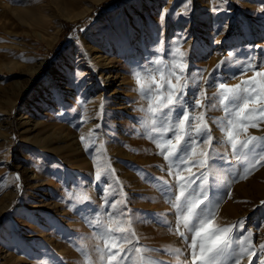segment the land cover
Instances as JSON below:
<instances>
[{
	"label": "rangeland",
	"instance_id": "1",
	"mask_svg": "<svg viewBox=\"0 0 264 264\" xmlns=\"http://www.w3.org/2000/svg\"><path fill=\"white\" fill-rule=\"evenodd\" d=\"M111 1L0 0V264H205L192 255L207 241L195 235L185 200L210 217L201 228L229 229L231 248L216 264H264V117L252 111L261 105L241 119L243 100L222 103L218 87L261 79L264 0ZM97 29L106 63L94 76L82 39ZM161 70L165 86L188 85L184 103L170 106L166 134L151 131L160 114L149 111L163 91L153 82ZM110 75L116 85H103ZM185 111L184 140L165 160ZM205 129L210 145L199 142ZM48 137L56 142L47 148ZM114 200L124 216L106 215ZM101 224L123 227L129 239L102 235Z\"/></svg>",
	"mask_w": 264,
	"mask_h": 264
},
{
	"label": "snow or ice",
	"instance_id": "2",
	"mask_svg": "<svg viewBox=\"0 0 264 264\" xmlns=\"http://www.w3.org/2000/svg\"><path fill=\"white\" fill-rule=\"evenodd\" d=\"M155 65L159 64L158 60H153L152 62ZM247 69H245L246 71ZM255 77H260L261 79L257 80L253 78L250 81H244V84H250L252 87L248 88H243L241 89L240 85H236L234 87H229L226 83H220L218 87L223 90L220 94V98L222 103L226 101H240L243 100V105L242 108H239L237 111V115L243 117V113L248 112L250 110V106L253 104H259L261 107L259 109H252L253 112H255L258 116L264 117V71H256L255 72ZM177 81L179 82L180 76L176 77ZM164 77V72L161 70L160 71V81L157 82L155 80V77H153V82L154 83H159L161 89L163 90L161 94L155 95L154 98H152V104H155L156 107H152L151 105L149 106V111L152 114L153 117H157V114L159 113V121H160V128H152L151 131H161L166 134L168 132H173V128L169 127L168 125L171 122V112L173 111L170 106L172 105H181L184 103L183 101V95L188 87V85H184L182 88H177L176 85L172 84L171 80H168L165 83ZM256 85L259 87L257 88ZM177 93H179L180 98H177ZM255 93V95H253ZM197 99H199V93L197 95ZM193 105L197 106L196 100L193 101ZM168 109L167 112L164 110ZM189 120V116L187 112L185 111L184 113L181 114L180 119L176 122L175 124V143H173L172 139H168L166 141V146L169 148V151L167 154H165L164 158L165 160H168L170 156H173L175 154V150L179 148L180 142L184 140V136L186 134L185 130V123ZM155 119L152 121L153 124H155ZM228 124L230 126H233V122L231 120L228 121ZM256 124H252V127H256ZM195 131L197 135L201 133V127L200 126H195ZM234 136V133L229 131L228 132V139L232 140ZM83 139V138H82ZM213 137L209 134H207V129L204 130L203 133V139L200 140V143L203 144H211ZM257 138L253 137V140ZM197 143V140L194 138H191L187 142V147L188 149L192 152L193 155H195V148L194 145ZM237 143L239 141H236L235 143L232 144V148L235 150L237 147ZM164 150V146H161V151ZM202 155H207V153H201ZM187 158V153H185L184 156L180 157V162L182 163L185 159ZM261 159H264V157H261ZM258 162V161H257ZM198 163H203V161H198ZM191 171V169H189ZM239 178V177H237ZM96 179L99 181L101 178L100 176H97ZM179 181L184 182L185 184L187 183L186 178L184 176H179ZM180 196H184L183 190L180 191ZM185 210L188 214V216H196L198 218V223H197V229L195 231V235L197 237H202L205 241H207V247H205V244H201L199 246V255L197 256L195 252L192 253V255L196 258L199 259L202 262H205V264H216V256L223 254L226 250L231 248L230 242L227 240V234L229 229L228 228H223V229H218L217 232L219 234H214L213 233V228L214 224L211 222H208L207 228H201L200 226L203 225L207 220L210 219L206 215L205 209H200L199 212H196V208L199 207L198 205H193L189 203L187 200H185ZM105 204L107 205L108 208V213L106 215H113L114 217H120L124 216L125 213L119 209H116V204L117 201H112L111 203H108L105 201ZM177 208L180 207L179 204L176 205ZM235 227V226H234ZM99 230L102 235L108 236H114L115 239L125 242L129 239L128 234L126 233L125 229L123 227H115L113 225H109L105 227L103 224L99 226ZM181 236L184 234L181 232ZM235 243H241L240 240H236ZM115 247V245L113 246ZM264 247V246H262ZM191 248L195 250L197 248V243L195 240L192 241L191 243ZM240 249H233L232 250V255L233 257L236 256V253L239 252ZM246 251V250H245ZM207 253V255H205ZM116 255H119V253L113 254L109 251V259H115ZM235 264V260H234Z\"/></svg>",
	"mask_w": 264,
	"mask_h": 264
},
{
	"label": "bare ground",
	"instance_id": "3",
	"mask_svg": "<svg viewBox=\"0 0 264 264\" xmlns=\"http://www.w3.org/2000/svg\"><path fill=\"white\" fill-rule=\"evenodd\" d=\"M89 16V15H88ZM116 23H114L113 25H111V29H116L117 27H116ZM108 33V32H107ZM103 35L104 33L102 32V30H100V29H97V31H96V33L94 34V35H92V36H90L89 38H88V40H86L85 39V37H84V39H82L84 42H86V45H85V56H84V59L83 60H85V61H88L90 64L88 65V68H89V72H87V74H89V75H94L95 76V74L97 75V73H98V70L100 69V67H104V63L103 62H105L106 60H105V54H103V51L104 50H106V48L104 47V45H103V43H99L98 41H95V40H97L98 38H99V35ZM213 36V35H212ZM212 39V38H211ZM182 47V46H181ZM93 51H97V55H96V57L95 58H91V55H92V52ZM107 52V51H106ZM111 52V51H110ZM183 53V52H182ZM185 53V52H184ZM228 55V54H227ZM101 57V59L100 60H98L99 58ZM106 63V62H105ZM239 63V62H238ZM110 64V63H109ZM212 67V66H211ZM210 67V68H211ZM236 69V68H235ZM86 71V70H85ZM88 71V70H87ZM108 72V71H107ZM166 75V74H165ZM87 77H89V76H87ZM98 78H103V72H100V75H98ZM118 78H120V77H118V76H116V77H113V76H108V78L106 79V78H104L103 79V81H104V83H102L103 85L105 84V85H108V86H111V85H113V86H115L116 84H115V82H117V79ZM250 78V77H249ZM105 79H106V81H105ZM217 79V78H216ZM230 79V78H229ZM216 82V81H215ZM183 83V82H182ZM107 86V87H108ZM105 96V95H104ZM108 100V99H107ZM107 100H106V102H107ZM111 101V100H110ZM109 101V102H110ZM108 102V103H109ZM239 103H240V101H239ZM117 104V103H116ZM208 104V103H207ZM230 104V103H229ZM217 106H219V105H217ZM237 106V105H236ZM142 107V106H141ZM242 106H240V108H241ZM238 108V107H237ZM139 109V108H138ZM197 109H199V108H197ZM249 112V111H248ZM212 113V112H211ZM210 113V114H211ZM250 113V112H249ZM252 113V112H251ZM250 113V114H251ZM213 114V113H212ZM232 117H233V115H232ZM100 118V117H99ZM222 118V117H221ZM255 118V117H254ZM242 119V118H241ZM240 119V120H241ZM214 120V119H213ZM231 120V119H230ZM211 122V121H210ZM214 122V121H213ZM211 124V123H210ZM262 124V123H261ZM260 124V125H261ZM240 125V124H239ZM264 125V124H263ZM173 126H174V124H173ZM214 126V125H213ZM226 126H227V124H226ZM245 126H247V125H245ZM39 127V126H38ZM142 127V126H141ZM261 128H262V125L260 126ZM214 128H215V126H214ZM264 128V127H263ZM137 129V128H136ZM142 129H143V127H142ZM186 129V128H185ZM216 129H218V128H216ZM138 130V129H137ZM190 130V129H189ZM213 130V129H212ZM245 130V129H244ZM216 131V130H215ZM194 132V131H193ZM192 132V133H193ZM213 133V132H212ZM215 133V132H214ZM43 134V133H42ZM197 134V133H196ZM241 134V133H240ZM41 135V134H40ZM53 135V134H52ZM51 135V136H52ZM191 135H193V134H191ZM203 135V134H202ZM216 135V134H215ZM219 135V134H218ZM50 136V137H51ZM58 136V135H57ZM217 136V135H216ZM236 136V135H235ZM237 136H239V134L237 135ZM243 136V135H242ZM198 137V136H197ZM201 136H199V138H200ZM58 138V137H57ZM70 138V137H69ZM195 138V137H194ZM227 138V137H226ZM235 138V137H234ZM241 138V137H240ZM240 138H239V140H240ZM243 138V137H242ZM241 138V139H242ZM47 139V140H46ZM45 140H43L42 142L43 143H45L44 144V147H50V145H54L53 144V142H54V138L52 137V138H46ZM59 139H64V140H66L67 141V139L66 138H63V136H60V138ZM224 139V138H223ZM134 140H135V138H134ZM173 140V139H172ZM60 141V140H59ZM59 141H57V142H59ZM218 141V140H217ZM244 141V140H243ZM56 142V141H55ZM54 142V143H55ZM61 142H63V140L61 141ZM222 142V141H221ZM223 142H226V141H223ZM63 143H65V142H63ZM215 143V142H214ZM223 144V143H222ZM66 144H61L60 146V149L62 150L63 149V147L65 146ZM73 146H75V145H73ZM164 146V145H163ZM199 146V145H198ZM188 148V147H187ZM195 148V147H194ZM183 150V149H182ZM177 151V150H176ZM181 152V151H180ZM188 152V151H187ZM191 152V151H190ZM203 152V151H202ZM60 153H62V152H60ZM81 154H82V152L80 151V149H79V147H77V148H75L74 147V150H73V158H79L80 156H81ZM181 155V154H180ZM183 155V154H182ZM189 155V154H188ZM199 155H200V153H199ZM195 156V155H194ZM191 157V156H190ZM188 158V157H187ZM196 159V158H195ZM201 159V158H200ZM198 160H199V158H198ZM195 165V164H194ZM197 171V170H196ZM186 174V173H185ZM15 192H13V191H11L9 194H8V197H10V199L11 198H13L14 196H15ZM231 258V257H230ZM229 258V259H230ZM231 261V260H230ZM229 262V261H228Z\"/></svg>",
	"mask_w": 264,
	"mask_h": 264
},
{
	"label": "trees",
	"instance_id": "4",
	"mask_svg": "<svg viewBox=\"0 0 264 264\" xmlns=\"http://www.w3.org/2000/svg\"><path fill=\"white\" fill-rule=\"evenodd\" d=\"M113 1V0H112ZM112 1L111 2H108V3H106V4H109V3H112ZM106 4H104V5H106ZM104 6H101V8H103Z\"/></svg>",
	"mask_w": 264,
	"mask_h": 264
}]
</instances>
